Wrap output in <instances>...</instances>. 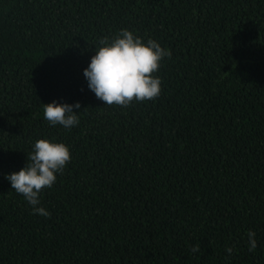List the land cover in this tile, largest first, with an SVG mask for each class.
I'll use <instances>...</instances> for the list:
<instances>
[{"label":"trees","instance_id":"1","mask_svg":"<svg viewBox=\"0 0 264 264\" xmlns=\"http://www.w3.org/2000/svg\"><path fill=\"white\" fill-rule=\"evenodd\" d=\"M125 29L171 57L156 99L107 106L83 73ZM38 139L71 153L48 218L5 179ZM0 264H264V0H0Z\"/></svg>","mask_w":264,"mask_h":264},{"label":"clouds","instance_id":"2","mask_svg":"<svg viewBox=\"0 0 264 264\" xmlns=\"http://www.w3.org/2000/svg\"><path fill=\"white\" fill-rule=\"evenodd\" d=\"M98 45L83 73L97 99L107 106L128 107L134 101H151L160 95L161 80L154 73L159 71L160 62L165 57H171L170 50L162 48L153 39L145 44L127 29L121 30L114 39L108 36L101 38ZM80 107L79 103L59 105L54 101L44 105L43 114L50 125L70 129L80 123L79 115L73 111V108ZM70 161L71 153L65 144L38 139L27 155L26 167L5 179L10 182L12 190L32 206L33 214L48 218L50 212L40 207V194L55 184L56 174H62ZM247 236L249 251H254L257 247L255 233L249 230ZM199 251V245L191 248L192 253ZM225 251L230 256L233 248L226 247Z\"/></svg>","mask_w":264,"mask_h":264}]
</instances>
